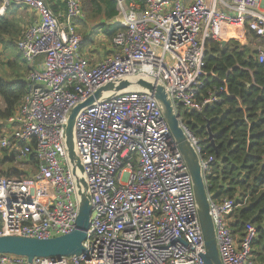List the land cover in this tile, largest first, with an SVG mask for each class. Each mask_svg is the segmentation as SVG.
Segmentation results:
<instances>
[{"label":"built area","instance_id":"2783aa9c","mask_svg":"<svg viewBox=\"0 0 264 264\" xmlns=\"http://www.w3.org/2000/svg\"><path fill=\"white\" fill-rule=\"evenodd\" d=\"M12 1L36 17L17 41L29 68L26 93L0 122V163L14 157L22 165L3 169L20 175L0 174V235L49 238L75 228L65 114L117 77L138 75L164 85L205 177L211 172L214 158L202 150L204 139L183 124L177 108L201 112L219 100L214 90L201 93L206 40L250 43L264 62V0H117L115 21L123 29L110 40L111 54L99 59L82 49L81 0H64L61 15L44 0H2L0 17ZM76 143L92 199L82 252L32 261L0 254V264H205L191 176L151 95L127 93L84 108ZM234 204L210 198L221 262L264 264L251 257L253 227L237 244L228 224Z\"/></svg>","mask_w":264,"mask_h":264},{"label":"trees","instance_id":"16d2710c","mask_svg":"<svg viewBox=\"0 0 264 264\" xmlns=\"http://www.w3.org/2000/svg\"><path fill=\"white\" fill-rule=\"evenodd\" d=\"M44 1L54 13L65 10V1ZM81 3L82 22L95 23L105 38L111 40L123 29L115 21L117 0H81ZM20 7L15 1L0 17V45L10 59L5 65L17 70L10 79L0 75L1 123L14 113L27 90L25 76L29 68L15 43V38L22 33ZM35 17L34 13L30 24ZM96 32L85 35L82 49L93 42ZM205 49L207 74L201 93L205 95L208 90H214L219 100L201 112L179 106L180 120L196 137L204 139L202 150L214 158L211 172L206 175L210 198L214 202L225 198L234 200L228 224L237 244L246 236L249 227H253L251 257L264 262V62H259L250 43L242 44L235 38L228 39L224 45L208 39ZM208 132L213 135L212 144ZM13 158L8 161L13 162ZM0 174L20 175L21 172L9 168Z\"/></svg>","mask_w":264,"mask_h":264},{"label":"water","instance_id":"95a60500","mask_svg":"<svg viewBox=\"0 0 264 264\" xmlns=\"http://www.w3.org/2000/svg\"><path fill=\"white\" fill-rule=\"evenodd\" d=\"M225 42L226 40H221L222 45ZM134 92L149 94L157 102L191 176L197 216L204 241V253L201 257L205 264H222L214 222L210 213L209 191L206 187V177L201 168L199 155L187 138L180 124L179 115L164 85L152 78L138 75L112 79L98 87L85 99L73 103L66 111L63 143L78 202L75 228L69 233L49 238L0 235V254L23 256L28 261H32L35 257L59 259L62 256L78 255L82 252L83 241L86 239V232L90 226L92 199L81 154L76 143L77 117L84 108ZM208 133V140L212 144L213 135L211 132Z\"/></svg>","mask_w":264,"mask_h":264},{"label":"rangeland","instance_id":"374dc122","mask_svg":"<svg viewBox=\"0 0 264 264\" xmlns=\"http://www.w3.org/2000/svg\"><path fill=\"white\" fill-rule=\"evenodd\" d=\"M2 2V0H0V3ZM28 11V10H27ZM27 11H22L19 13L22 15L25 14ZM28 13L30 14L31 17V21H32V16L30 11H28ZM24 19L22 18V25L21 22L19 21L20 24V30L23 31L26 29V27L30 24H24L23 23ZM30 21V22H31ZM83 20H80V24L78 23L77 25V31L78 33L83 37L86 28L90 27L93 25L92 21L87 22V24H85ZM86 22V21H85ZM91 29H93L92 31H97L94 36H93V42L90 44H87L86 46L83 47V50L88 52L87 56H93L96 57L97 59L101 58V57H105L111 54V50H112V45H111V41L107 38H105V36L101 33V31L96 27L93 26ZM22 33H20L16 38H15V43H17V41L19 40V38L21 37ZM92 35V32L89 34V36ZM3 45H0V75L2 76V78L5 79H10L11 77H13V71H15V73H17L16 67L14 69H10V67H8L5 64H8L9 59V55L7 54V52H3ZM103 51L104 54L102 56H100V52ZM106 52L108 53L106 55ZM26 77V76H25ZM0 108H3V102L0 98ZM13 166H18V167H22V165L20 164V161H13L11 163L9 162H2L0 163V170L2 171L3 169L7 168V167H13Z\"/></svg>","mask_w":264,"mask_h":264},{"label":"crops","instance_id":"0c3cea01","mask_svg":"<svg viewBox=\"0 0 264 264\" xmlns=\"http://www.w3.org/2000/svg\"><path fill=\"white\" fill-rule=\"evenodd\" d=\"M53 1H58V2H60V3H62L64 0H53ZM15 1H12L10 4H9V7L12 5V3H14ZM18 3V2H17ZM8 7V8H9ZM30 11V13H31V16H32V19H33V17H34V12L32 11V10H30V9H28L27 7H25V6H23V5H21V7H20V9L18 10V12L19 11ZM28 11L25 13V14H23L22 13V18L24 19V21H23V23L24 24H29L30 23V19H31V17H30V14L28 13ZM59 12H55L56 14H59V15H61L62 13H63V10L61 11V10H58ZM17 12V13H18ZM81 20V19H80ZM78 23L80 24L81 22L78 20L77 21V25H78ZM96 24L95 23H93V25L92 26H90V27H87L86 28V31H85V33H84V35L83 36H85V35H88V33L90 34L91 32H93L92 30L93 29H91L93 26H95ZM104 54V52L103 51H101L100 52V56H102ZM108 53L106 52V55H107ZM42 60V56H39V57H37V59H36V62H40Z\"/></svg>","mask_w":264,"mask_h":264},{"label":"clouds","instance_id":"9594fccd","mask_svg":"<svg viewBox=\"0 0 264 264\" xmlns=\"http://www.w3.org/2000/svg\"><path fill=\"white\" fill-rule=\"evenodd\" d=\"M115 19H116V17H115ZM81 20H83V19H81Z\"/></svg>","mask_w":264,"mask_h":264}]
</instances>
